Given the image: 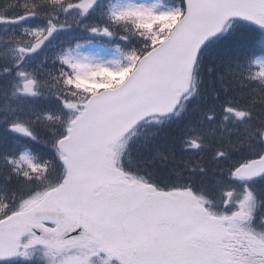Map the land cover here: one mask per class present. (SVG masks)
<instances>
[{
    "label": "snow or ice",
    "instance_id": "6c2138e0",
    "mask_svg": "<svg viewBox=\"0 0 264 264\" xmlns=\"http://www.w3.org/2000/svg\"><path fill=\"white\" fill-rule=\"evenodd\" d=\"M0 264H264V0H2Z\"/></svg>",
    "mask_w": 264,
    "mask_h": 264
},
{
    "label": "trees",
    "instance_id": "16d2710c",
    "mask_svg": "<svg viewBox=\"0 0 264 264\" xmlns=\"http://www.w3.org/2000/svg\"><path fill=\"white\" fill-rule=\"evenodd\" d=\"M0 2H2V0H0Z\"/></svg>",
    "mask_w": 264,
    "mask_h": 264
}]
</instances>
